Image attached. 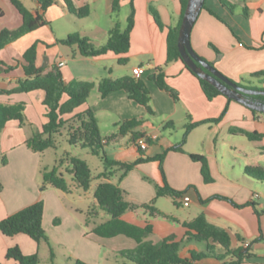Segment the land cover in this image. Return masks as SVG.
<instances>
[{
	"label": "crops",
	"instance_id": "0c3cea01",
	"mask_svg": "<svg viewBox=\"0 0 264 264\" xmlns=\"http://www.w3.org/2000/svg\"><path fill=\"white\" fill-rule=\"evenodd\" d=\"M21 1L29 10L41 12L36 0H29V5L25 0ZM72 2L77 9L88 3L91 8L89 17L77 18L62 0H58L44 13L48 25L0 51V62L13 67L9 72L0 67V90L14 89L25 78L23 56L35 43H38L37 65L48 72L64 63L59 68L66 83L74 80L99 83L105 78L133 76L134 69L143 68L141 79L151 93L153 116L124 91L113 92L103 98L98 89L91 93L77 113L92 110L104 138L118 135L125 121H143L135 131L143 132L155 141L143 151L144 155L137 147L133 133L118 135L105 145L106 158L123 163L162 155L181 144L186 126L201 123L188 134L183 145L184 153L169 151L166 154L162 164L165 178L160 162L154 160L138 165L120 183L127 193V201L144 205L157 197L158 188L163 187L166 180L171 188L190 197L191 205L184 207L180 199L162 197L155 204L160 216L151 218L146 211L139 209L127 212L123 220L140 228L151 225L153 231L146 240L154 244L165 239L181 242L180 257L190 259L193 252H203L205 244L187 241L188 230L184 224L204 214L211 223L229 232L233 248L249 244L254 257L247 264H264V182L245 174L246 167H264V139L250 141L245 136L229 132L234 127L264 134V116L255 115L246 106L223 96L209 101L199 81L183 62L167 65V36L169 27H177L182 21L181 0H135V26L131 33L130 51L126 55L109 53L97 58L82 57L76 47L63 46L58 42L71 34H79L98 47L105 45L116 25L121 30L126 29L131 13L129 0L122 1L118 14L112 13L113 0ZM238 2L232 12L218 0H210L208 8L226 24L203 9L192 30L191 43L199 56L214 63L215 68L235 83L256 81L260 88H264L259 79L251 78L252 74L264 70V0ZM0 7L4 11L0 18V31L19 29L23 18L11 1L0 0ZM151 7L159 12L165 26L163 29L156 23ZM245 7L249 9L248 18L243 13ZM120 59H126V64H121ZM159 68L165 72L168 86L177 92L178 100L155 83L154 74ZM44 99L45 92L40 90L0 95L2 105L25 104L24 126L18 121H10L1 136L0 153L7 157L8 164L0 166V183L3 186L0 191V222L42 201L45 205L43 227L50 231L57 245L66 248L70 261L112 264L109 252L121 255L135 249L137 243L125 236L112 239L97 237L92 230L109 219L105 212L95 210L92 215L81 209L69 210L63 204L60 194L63 192L50 187L42 190L43 171L49 169L43 164L45 152H33L26 141L33 134L42 132L47 123ZM224 112L220 123L206 122L219 118ZM71 117L69 115L65 119ZM191 155L207 158L212 183L204 181L202 164L193 160ZM121 175L122 171L113 169L109 182L117 183ZM99 183L97 180L91 185L93 192ZM216 196L229 198L243 207L238 208ZM94 204L96 208V199ZM54 217L56 221L51 224L50 218ZM37 244L26 235L7 237L0 231V264H12L6 255L13 247H19L25 255L38 254L40 258L41 245ZM217 251L222 253L219 248ZM126 261L123 264H132ZM194 264L221 262L206 258Z\"/></svg>",
	"mask_w": 264,
	"mask_h": 264
},
{
	"label": "trees",
	"instance_id": "16d2710c",
	"mask_svg": "<svg viewBox=\"0 0 264 264\" xmlns=\"http://www.w3.org/2000/svg\"><path fill=\"white\" fill-rule=\"evenodd\" d=\"M10 1L22 16L23 24L17 30L0 31V51L6 49L8 46L24 36L48 25L49 23L45 19L44 13L58 2V0H36L40 5L41 12H35L29 10L21 0ZM62 1L68 11L77 18L85 19L89 17L91 8L88 3H85L84 6L77 9L75 8L72 0ZM122 1L123 0H113V14H118L121 11ZM188 1L189 0H181L182 19L184 17ZM218 1L223 7L232 12L235 11L236 6L232 4V0ZM134 2L135 0H129L131 13L127 20L126 29L121 30L119 25H116L111 31L110 38L105 45L98 47L90 39L82 37L79 34H71L66 39L61 40L58 43L67 47H76L80 55L86 58L102 57L109 53L126 55L130 51L131 33L135 26ZM203 9L209 11L213 16L225 23L218 15L207 7L206 0ZM150 11L158 26L163 29L165 26L161 20L159 12L152 7ZM243 13L245 17H249V9L247 7L243 9ZM3 16L4 11L0 7V18ZM181 23L177 27H169L167 36V65L177 61L183 62L178 48V37ZM229 29L231 30L230 27ZM37 48L38 43L33 44L23 56L25 78L20 80L18 86L14 89L0 90V95L31 93L39 90L45 92L44 105L47 108V123L43 126L42 132L33 134L26 141L27 147L33 152L42 154L49 149L56 150V135L61 133L63 129H68L70 145L80 146L83 149H89L93 155L101 158L105 170L97 177L93 176L88 163L83 159L67 154L61 162V164H63V162H67L71 166L68 172L84 192H88L91 189L93 180L97 179L100 181L94 192L97 205L91 214L94 215L95 210H100L105 212L109 216V219L106 222L94 227L92 234L103 239L125 236L134 240L137 243V247L121 254V257L132 264H194L195 261L206 258H215L219 260L221 264H247L252 260L254 255L251 253V249H249V247L240 246L238 248H233L229 232L225 228L211 223L204 214H201L193 221L184 224V227L188 230L187 241L205 244V250L200 253L193 252L190 259H183L180 257V250L182 247L181 242H176L174 239H165L159 244H154L146 240L153 231L151 225H148L146 228H140L124 221L123 216L127 212L137 211L139 209L146 211L151 218L160 216V211L155 207L159 198L172 197L178 200L186 195L184 192H179L171 188L165 180L164 186L158 188L157 197L152 202L149 204L137 205L126 200L127 193L120 186V183L138 165L154 160L160 162V170L165 178L162 164L166 154L169 151L184 153L183 145L186 142L188 134L201 123L186 126V132L181 144L165 151L162 155H159L156 158H140L131 163L108 160L104 153L105 145L115 140L118 135L133 133L135 141L139 138H146L149 146L153 145L155 141L148 138L143 132L135 131L143 125L142 120L136 119L122 123L118 135L104 138L101 135L99 123L94 112L92 110H87L85 112L77 113V110L87 103L91 93L95 89H98L103 98L108 96L110 93L124 91L128 94L131 100L145 107L148 114L153 116L155 112L151 105L152 98L147 84L141 78H136L134 75L124 76L119 79L105 78L99 83L80 80H74L70 83H66L59 67H54L52 70L46 72L45 69L37 65ZM119 62L121 64H126L127 60L120 59ZM208 63L215 67L214 63ZM184 65L186 69L199 81L203 92L209 101H213L221 96L227 98L217 88L195 75L185 63ZM0 67H4V71L6 72L13 70L12 66H7L3 62H0ZM251 78L259 79L261 84H264V70L252 74ZM166 79L167 76L165 72L163 69L159 68L157 73L154 74L155 83L161 90L169 92L175 100H178L177 92L168 86ZM237 84L248 89L264 91V88L252 87L251 83H248L249 86H246L244 82ZM247 97L255 102H264V96ZM228 100L233 101L230 99ZM249 110L255 115L264 116V114L258 111ZM24 111L25 104L23 103L15 105L0 104V144L3 130L10 121H18L21 126H24ZM69 115H72V117L66 120L65 117ZM224 116L225 112L219 118L206 122L220 123ZM229 132L233 135L245 136L250 141H262L264 139V134H260L258 132H248L239 128L231 127ZM141 153L144 155L143 151H141ZM191 158L202 164V175L204 181L206 183H212L213 178L211 176L207 158L200 155H191ZM7 164V157L0 153V166H5ZM61 164L56 163L53 168L45 169L43 171L42 190L50 187L63 193H72L69 183L61 172ZM113 169L122 171V175L117 183L109 182ZM245 174L257 181L264 182V167H246ZM2 189L3 186L0 183V191ZM215 198L228 201L238 208L243 207L226 197L216 196ZM44 209L45 205L42 201L35 203L1 221L0 231L7 237H14L20 234L26 235L38 244L43 241H49L43 227ZM217 248L222 251L221 254L218 253ZM53 257L54 254L52 253V259ZM6 259L7 261L12 262V264H40L38 254L25 255L19 247L9 249ZM74 264L86 263L80 260H75Z\"/></svg>",
	"mask_w": 264,
	"mask_h": 264
},
{
	"label": "rangeland",
	"instance_id": "374dc122",
	"mask_svg": "<svg viewBox=\"0 0 264 264\" xmlns=\"http://www.w3.org/2000/svg\"><path fill=\"white\" fill-rule=\"evenodd\" d=\"M207 0L206 4L208 5ZM240 1V0H239ZM243 1V0H242ZM235 6L239 3L236 0L231 1ZM26 5L30 4L29 0H25ZM208 7V6H207ZM123 14V13H122ZM251 86L254 88H260L258 83L255 81L251 82ZM248 85V82L245 84ZM57 149H49L45 152V157L43 159V164L45 166L48 165L49 169L53 168L56 163L61 164L62 160L66 157L67 154L71 156L78 157L86 161L93 173L94 177H97L100 173L105 170L104 164L100 157L95 156L91 153L89 149H83L80 146H72L69 143V135L68 129H63L61 133L57 134L56 137ZM71 166L67 162H63L61 164V172L63 173L65 179L69 183L72 193L63 194V204L66 208L71 210L72 208L81 209L85 212L92 213L95 204H94V192L93 187L88 192H84L78 185L77 182L73 180L72 176L69 174V169ZM97 179L93 180V184H95ZM109 218L108 215H106ZM55 217L50 218V223H55ZM44 230L49 238V241H43L40 244V264H74V262L70 261L67 257L68 252L66 248L61 245H57V242L52 238L50 231L46 227ZM52 253L54 254V258L52 259ZM108 258H110L112 264H123L125 259H122L120 254H113L109 252ZM127 262V261H126ZM129 263V262H127Z\"/></svg>",
	"mask_w": 264,
	"mask_h": 264
},
{
	"label": "water",
	"instance_id": "95a60500",
	"mask_svg": "<svg viewBox=\"0 0 264 264\" xmlns=\"http://www.w3.org/2000/svg\"><path fill=\"white\" fill-rule=\"evenodd\" d=\"M205 0H189L182 19L178 48L183 62L198 77L217 88L228 99L264 114V102L252 101L247 96H264L263 90L238 85L197 54L191 43L192 30L201 14Z\"/></svg>",
	"mask_w": 264,
	"mask_h": 264
},
{
	"label": "built area",
	"instance_id": "2783aa9c",
	"mask_svg": "<svg viewBox=\"0 0 264 264\" xmlns=\"http://www.w3.org/2000/svg\"><path fill=\"white\" fill-rule=\"evenodd\" d=\"M64 66V63H60L59 64V67H63ZM144 73V70L143 68H136L133 70V75L136 77V78H141V76L143 75ZM136 145L137 147L141 150V151H146L148 148H149V145L147 143V140L146 138H139L137 141H136ZM180 201L182 202L183 206L184 207H189L191 205V198L184 195ZM245 247H249V244H246Z\"/></svg>",
	"mask_w": 264,
	"mask_h": 264
}]
</instances>
